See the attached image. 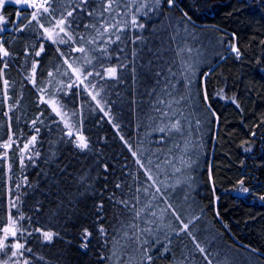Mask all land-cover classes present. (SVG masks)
I'll use <instances>...</instances> for the list:
<instances>
[{
	"label": "trees",
	"instance_id": "1",
	"mask_svg": "<svg viewBox=\"0 0 264 264\" xmlns=\"http://www.w3.org/2000/svg\"><path fill=\"white\" fill-rule=\"evenodd\" d=\"M46 6L1 10L0 228L26 264H264V0Z\"/></svg>",
	"mask_w": 264,
	"mask_h": 264
},
{
	"label": "snow or ice",
	"instance_id": "2",
	"mask_svg": "<svg viewBox=\"0 0 264 264\" xmlns=\"http://www.w3.org/2000/svg\"><path fill=\"white\" fill-rule=\"evenodd\" d=\"M16 2L19 3V4L24 5V4H27L28 0H16ZM81 2H84V0H81ZM173 2H174V0H168L169 4H172ZM4 3H7V0H0V4H4ZM47 4H48V0H43V3H33V4L29 5V6L34 7V8L37 9V11L33 12L32 19L35 20L37 18V16L40 14L38 10L41 9V8L43 9L44 12L47 13L49 11V8L46 6ZM159 4H160V0H155V5L157 7L159 6ZM141 7H144V6L142 5ZM110 8H111V3L109 4V9ZM105 10H108V9H105ZM140 10H141L140 8L137 9V11H140ZM72 15H73V13L71 11L68 12L66 17H63V18H61V19L56 21V25L54 27L55 28H59V32H65V34H67L66 33L67 20H68V17H72ZM185 15H187V13H185ZM3 19H4L3 17H0V20H3ZM132 24H133L134 27L135 26H139L141 28L144 27L143 24L137 25L135 16H133ZM41 27H43V25H41ZM44 31L46 33H49L48 39H52L53 38L52 33L50 32V30L48 28H45ZM105 31H107V28H105ZM56 35L58 36L59 33H56ZM71 38L72 37L69 35V39H71ZM117 39H119V37H117ZM60 42L64 43L65 41L61 40ZM232 50H233V52L236 53L237 57H239V51H238V49L236 48L235 45L232 46ZM41 51H43V46L41 47ZM81 51H83V49H81ZM7 54L8 53L6 51L3 52V55H7ZM36 55L39 56L40 52H37ZM89 63H90V61H89ZM33 67L35 68V65H33ZM73 71L78 73L80 70L79 69H74ZM49 75L51 76L52 73H49ZM88 75H92V73H88ZM96 75H99V73H96ZM107 75L109 77H115L116 76V68L107 69ZM78 79H79V76H78ZM81 82H83V81L81 80ZM5 85L7 86V81H5ZM95 98L96 97L93 96V99H95ZM205 98H207V97H205ZM53 111L57 112V115H61V117L63 118V114L57 109L55 104H53ZM172 128L179 130V124L178 123L172 124ZM160 131H164V129H160ZM68 135L69 136L73 135L71 127H70ZM77 139L79 141V143L77 144L78 147H80L81 149L87 148V142H86V140H85V138L83 136H78ZM9 140L11 141V137H9ZM35 140H36V137L33 136L32 139L28 142V144H25V146H24L25 149H27L29 147V144L34 143ZM10 146H11L10 144L3 145V147L5 149L9 148ZM135 155H136V153L133 152V156H135ZM23 162H24L23 159H21V164H23ZM137 163L140 164V161L137 160ZM141 166L143 167V165H141ZM149 178L151 179V177H149ZM116 187L119 188L120 185L117 184ZM242 190L244 192H248L247 188H243ZM145 191H147V190L145 189ZM157 191H159V189H157ZM261 199H264V197H261ZM118 202L125 203V204L127 203V201H118ZM12 206L14 207L15 205L13 204ZM139 215H140V212L137 211L136 212V216L138 217ZM9 219L11 221V217H9ZM177 219H180V217L177 216ZM193 219H195V217ZM12 223L15 224V221H12ZM189 223H191V221H189ZM187 229H188V224H184L183 228L181 229V231H186ZM37 231H39V229H37ZM104 231H105L104 228L101 227L100 228L101 234H103ZM137 231H139V229H137ZM144 231H150V230L149 229H145ZM9 235L15 236L16 235V230L14 228H5L4 229V236L0 237V250H3L6 247L5 241L7 240ZM87 235H90V234L87 233V230H85V238H87ZM188 235L191 236L192 233L189 232ZM53 236H54V234L52 232H50V231L43 232V237L47 241H51L53 239ZM13 247H15L17 250H19V249H22L24 246L22 244L17 243ZM84 247H86V245H84ZM196 247L201 253L204 252V249L202 247H200L199 244H197ZM12 255L13 256L17 255V252H13ZM148 259L150 260L151 257H148ZM205 259H207V257H205Z\"/></svg>",
	"mask_w": 264,
	"mask_h": 264
},
{
	"label": "rangeland",
	"instance_id": "3",
	"mask_svg": "<svg viewBox=\"0 0 264 264\" xmlns=\"http://www.w3.org/2000/svg\"><path fill=\"white\" fill-rule=\"evenodd\" d=\"M5 4H13V5L17 6V10L15 12V22H17L23 16V12L21 11V9L26 8L28 10H31V13H33V11H37V9H33V7L29 6V5L33 4L32 0H28L27 4H24V5L17 3L16 0H7V3L0 4V17H2L1 10ZM4 23H5V19L0 20V28L4 27ZM232 53L234 55H236V53L233 52V50H232ZM239 56H240V53H239ZM53 104H55V103L51 102L52 109H53ZM55 106L63 114V118L61 117V115H57V112H55V114L63 121L64 113L56 104H55ZM12 221H14L12 218H11V221H10V219H8V223L5 226H3L2 228H0V237L4 236V229L5 228H14L16 230V233H17L16 223L13 224ZM17 243H19V241H18L16 235L15 236H12V235L8 236L7 240L5 241L6 247L3 250H0V264H26L27 263V260L24 257L22 249L17 250L15 247H13ZM13 252H17V255L13 256L12 255Z\"/></svg>",
	"mask_w": 264,
	"mask_h": 264
},
{
	"label": "built area",
	"instance_id": "4",
	"mask_svg": "<svg viewBox=\"0 0 264 264\" xmlns=\"http://www.w3.org/2000/svg\"><path fill=\"white\" fill-rule=\"evenodd\" d=\"M32 1L33 3H43V0H32ZM33 9H36V8L33 7Z\"/></svg>",
	"mask_w": 264,
	"mask_h": 264
}]
</instances>
